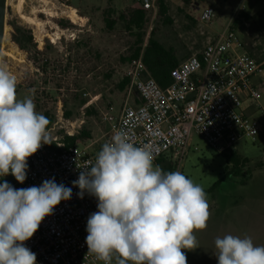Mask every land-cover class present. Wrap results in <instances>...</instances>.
<instances>
[{"label":"rangeland","instance_id":"obj_1","mask_svg":"<svg viewBox=\"0 0 264 264\" xmlns=\"http://www.w3.org/2000/svg\"><path fill=\"white\" fill-rule=\"evenodd\" d=\"M19 1L7 0L0 52V61L17 78V98L34 100L36 111L49 120L50 136L66 143L74 138V144L95 155L111 129L104 116L116 117L126 98L136 101L128 85L123 90L118 86L128 78L133 51L143 49L151 33L179 61L198 54L223 32L232 33L244 52L264 59V0H190L188 5L163 0L166 16L159 14L156 2L155 11L145 9L141 29L127 27L136 0H21L20 13L37 25L19 17ZM205 7H212L214 16L199 24ZM68 8L80 18L75 23L64 15ZM106 20L113 22L111 29ZM56 31L60 39L52 43ZM259 102L264 107V93ZM190 144L177 171L203 186L210 218L205 229L194 233L199 248L184 250L187 264H218L214 241L228 234L264 246V136L236 145V154L246 162L212 192L208 190L222 177L226 160L197 135ZM169 161L171 156H165L156 164L170 171Z\"/></svg>","mask_w":264,"mask_h":264},{"label":"clouds","instance_id":"obj_2","mask_svg":"<svg viewBox=\"0 0 264 264\" xmlns=\"http://www.w3.org/2000/svg\"><path fill=\"white\" fill-rule=\"evenodd\" d=\"M16 88V76L0 61V178L11 174L23 184L28 158L54 142L48 118L31 97L18 99ZM154 160L150 146L116 131L72 182L81 199L87 192L98 200L87 220L86 256L103 264H187L184 250L199 248L194 233L210 218L203 186ZM71 196L54 179L25 189L0 183V264H37L25 242ZM214 244L218 264H264V246L250 237L228 234Z\"/></svg>","mask_w":264,"mask_h":264},{"label":"built area","instance_id":"obj_3","mask_svg":"<svg viewBox=\"0 0 264 264\" xmlns=\"http://www.w3.org/2000/svg\"><path fill=\"white\" fill-rule=\"evenodd\" d=\"M136 2L155 11L157 0ZM213 16L214 9L205 7L198 23L208 24ZM127 77L128 93L133 92L136 101L126 98L116 117L104 116L111 122L104 144L122 130L136 146H150L154 164L161 157L171 156L177 171L193 134L218 155L264 136V107L259 102L264 93V59L244 52L230 32L221 33L206 42L198 54L181 60L164 89L147 72L141 54L132 62ZM51 138L54 143L43 145L28 158L25 182H7L25 189L54 179L71 188L72 196L55 207L25 246L36 254L37 264H103L86 256L87 220L98 211V200L87 192L81 199L79 188L72 183L83 168L95 162L96 155L59 137ZM8 176L12 175L0 178V183Z\"/></svg>","mask_w":264,"mask_h":264},{"label":"trees","instance_id":"obj_4","mask_svg":"<svg viewBox=\"0 0 264 264\" xmlns=\"http://www.w3.org/2000/svg\"><path fill=\"white\" fill-rule=\"evenodd\" d=\"M184 5L190 4V0H181ZM158 11L160 15L166 16L167 8L164 4L163 0H157ZM145 9L139 6V4L135 3V8L132 10L131 15L127 21V27H133L136 29H141L144 21ZM168 23L170 20L168 18L165 19ZM107 28L111 29L112 21H105ZM153 34H150V37L147 40L146 46L142 49L140 47H136L130 57V61H135L141 54V60L149 73V75L156 81V83L162 88H166L171 81V72L177 67L179 64V60L175 56V52L170 47H165L156 39H154ZM142 50V51H141ZM129 84V79L124 78L120 84L119 89L123 90ZM67 144H74V138H68ZM226 160V166L223 172L222 177L215 181L212 186L209 188V192H212L216 189L223 181L229 179L231 176H236L238 174V168L242 166L243 163L246 162L245 158H241L236 154L235 151H231L226 154H221ZM164 157L159 158L163 159ZM168 169L170 171H174L175 164L169 161ZM15 181L14 176H8L4 181Z\"/></svg>","mask_w":264,"mask_h":264},{"label":"bare ground","instance_id":"obj_5","mask_svg":"<svg viewBox=\"0 0 264 264\" xmlns=\"http://www.w3.org/2000/svg\"><path fill=\"white\" fill-rule=\"evenodd\" d=\"M20 7H21V0L18 2V4H17V6H16V11H18V13H19V17L21 18V19H23L25 22H27L28 24H33V25H35L36 24V22L34 21V19L33 18H30V17H28V16H25V15H23L22 13H20ZM33 12H35V11H33ZM65 14L64 15H67V18H69L73 23H75V20L77 19L78 20V15L76 14V11H75V9H73V8H68V11H65L64 12ZM80 19V18H79ZM37 25V24H36ZM40 27V26H39ZM5 34V33H4ZM5 36V35H4ZM51 41H52V43H55L56 42V40H58V39H60V34L56 31V32H54V34H52V36H51ZM0 52H2L1 50H0Z\"/></svg>","mask_w":264,"mask_h":264},{"label":"water","instance_id":"obj_6","mask_svg":"<svg viewBox=\"0 0 264 264\" xmlns=\"http://www.w3.org/2000/svg\"><path fill=\"white\" fill-rule=\"evenodd\" d=\"M7 13V0H0V50L5 29V16Z\"/></svg>","mask_w":264,"mask_h":264},{"label":"crops","instance_id":"obj_7","mask_svg":"<svg viewBox=\"0 0 264 264\" xmlns=\"http://www.w3.org/2000/svg\"><path fill=\"white\" fill-rule=\"evenodd\" d=\"M224 28V27H223ZM214 35H216V34H214ZM212 36H213V34H212ZM261 105V104H260ZM236 152V151H235ZM237 153V152H236Z\"/></svg>","mask_w":264,"mask_h":264}]
</instances>
